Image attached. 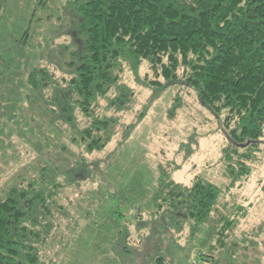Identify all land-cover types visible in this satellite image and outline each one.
<instances>
[{
	"label": "rangeland",
	"instance_id": "1",
	"mask_svg": "<svg viewBox=\"0 0 264 264\" xmlns=\"http://www.w3.org/2000/svg\"><path fill=\"white\" fill-rule=\"evenodd\" d=\"M66 2L0 0V197L36 177L43 166L60 173L58 182L69 184L52 191L59 206L51 205L50 233L39 247L43 264L139 263L143 254L137 250L150 230L136 232L135 227L141 225L138 216L155 221L147 211L160 167L184 185L201 176L222 190L209 220L189 244L187 226L174 234L189 255L184 264H264V137L250 175L227 189L220 159L227 139L181 76L174 82L156 78L147 61L137 72L125 68L122 80L133 89L134 100L125 111H105L117 121L116 134L92 153L77 139L72 142L84 117L77 115L73 130L27 83L34 66L62 74L57 51L73 37ZM105 105L102 100L100 112ZM140 209L143 215H137ZM225 218L234 224L221 235ZM199 250H210L211 261L195 258Z\"/></svg>",
	"mask_w": 264,
	"mask_h": 264
},
{
	"label": "trees",
	"instance_id": "2",
	"mask_svg": "<svg viewBox=\"0 0 264 264\" xmlns=\"http://www.w3.org/2000/svg\"><path fill=\"white\" fill-rule=\"evenodd\" d=\"M64 13L73 37L57 51L62 74L34 66L27 83L73 130L77 115L84 117L72 142L77 139L86 153L105 148L117 124L105 111H125L135 97L123 72H137L147 61L156 78L174 82L181 76L219 122L227 139L220 157L226 188L250 175L264 137V0H67ZM102 100L106 105L100 112ZM58 174L43 166L36 177L0 197V264H43L39 247L51 229L52 191L69 185L58 182ZM221 194L217 184L201 176L184 185L160 167L147 211L155 221L138 216L141 225L135 231L149 229L150 234L136 249L143 257L133 264H184L189 255L174 234L187 226L189 244ZM137 215H143L141 209ZM233 224L223 219L219 234ZM129 234L125 231L123 238ZM208 252L194 256L209 262Z\"/></svg>",
	"mask_w": 264,
	"mask_h": 264
}]
</instances>
